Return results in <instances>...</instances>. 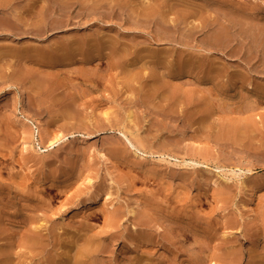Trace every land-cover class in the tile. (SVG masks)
Segmentation results:
<instances>
[{
  "label": "rangeland",
  "instance_id": "374dc122",
  "mask_svg": "<svg viewBox=\"0 0 264 264\" xmlns=\"http://www.w3.org/2000/svg\"><path fill=\"white\" fill-rule=\"evenodd\" d=\"M32 1L0 10V184L16 188L0 200L5 247L27 230L12 220L23 197L38 199L40 184L69 177L66 193L51 186L49 211L28 212L57 232L56 260L73 256L88 232L105 236L106 215L117 211L122 223L100 243L99 264H264V0H81L86 9H69V27L23 34L14 26ZM120 40L124 70L112 50ZM47 129L64 137L38 152ZM255 190L260 204L248 217ZM97 195L93 217L71 210ZM42 258L29 254L24 264Z\"/></svg>",
  "mask_w": 264,
  "mask_h": 264
},
{
  "label": "bare ground",
  "instance_id": "6f19581e",
  "mask_svg": "<svg viewBox=\"0 0 264 264\" xmlns=\"http://www.w3.org/2000/svg\"><path fill=\"white\" fill-rule=\"evenodd\" d=\"M17 1V0H16ZM73 0H71V1H69V0H33L32 2H28L27 4H26V6H25V11L23 12V13H21L22 15H18V21L16 20V19H13V21L15 20V21H17V23L15 24L16 26H14V28H17V30L16 31H22V32H24L23 34H25V33H34V34H41L42 32H44L45 33V31H46V29H45V27H49L50 26V28H51V26L53 25L55 28L57 27V26H62L64 23H65V26H67V27H69V25L71 24V22H73V19H74V14L72 15V13L70 14V8L71 7H73V5H75L76 4V6L77 5H79V7H81V9H83V10H85L86 9V5L85 6H83V4H84V2H82L81 0H74L73 2H72ZM125 1V0H124ZM20 2V1H19ZM18 2V3H19ZM24 2V1H23ZM90 2V1H89ZM94 2V1H93ZM129 2V1H128ZM14 0H0V10L1 11H8V10H10V9H13V6H14ZM91 3V2H90ZM104 3V2H103ZM20 4H21V2H20ZM98 5V4H97ZM110 5V4H109ZM108 5V7H110ZM18 6V5H17ZM88 6H90V5H88ZM93 6V5H92ZM101 6V5H100ZM116 6V5H115ZM114 6V7H115ZM15 7V6H14ZM23 7V6H22ZM111 7H113V6H111ZM20 8H21V6H20ZM105 8V7H104ZM144 7H142L141 9H143ZM70 9V10H69ZM79 9V8H78ZM113 9V8H112ZM115 9V8H114ZM116 9H118V8H116ZM115 9V10H116ZM149 8H147V10H148ZM157 9V8H156ZM58 10H60L61 11V13H59V11ZM83 10H80V11H83ZM94 10H96V9H94ZM99 10V9H98ZM110 10V9H109ZM122 10H124V9H122ZM140 10V9H139ZM185 10V9H184ZM183 10V11H184ZM14 11V10H13ZM21 11H22V9H21ZM63 11V12H62ZM66 11H68V12H66ZM77 11V10H76ZM91 11H93V10H91ZM90 11V12H91ZM111 11V10H110ZM141 11H143V10H141ZM150 11V10H149ZM146 12V15H151L150 14V12ZM154 11V10H153ZM179 11V10H178ZM10 12H12L11 10H10ZM64 12H66L67 13V17L65 18V19H62V17H63V15H64ZM114 13H115V11H113ZM137 13H138V11H136ZM145 12H141V13H139V15H141V16H143V19H144V13ZM152 12V11H151ZM160 12V10L158 11V13ZM179 12H181V11H179ZM188 12V11H187ZM186 12V13H187ZM1 13V12H0ZM17 13H19V12H17ZM30 14V15H26V14ZM60 14V16H57L56 14ZM62 13H63V15H62ZM78 13H79V11H78ZM85 13H87V11L85 12ZM104 13H106V12H104ZM110 13V12H109ZM143 13V14H142ZM6 14H8V13H6ZM58 14V15H59ZM82 14V13H81ZM83 14H84V12H83ZM88 14V13H87ZM86 14V15H87ZM112 15H113V13H111ZM161 14V13H160ZM183 14H185L184 12H183ZM2 15V14H1ZM9 15V14H8ZM7 15V16H8ZM13 15V14H12ZM85 15V14H84ZM156 15H158V14H156ZM186 15V14H185ZM16 16V15H15ZM65 16V15H64ZM78 16V15H77ZM90 16V15H89ZM102 16V15H101ZM153 16H155V15H153ZM5 17V16H4ZM9 17H11V16H9ZM81 17V16H80ZM137 17H138V15H137ZM180 17H181V15H180ZM187 17V16H186ZM6 18V17H5ZM76 18V17H75ZM82 18V17H81ZM142 18V17H141ZM151 18H153V17H151ZM154 18H157L156 16L154 17ZM153 18V19H154ZM182 18V19H181ZM180 18V20H181V22L183 21V19L185 18H183V17H181ZM10 20V18H7V20ZM53 19V21H51L50 22V20H52ZM90 19V18H89ZM149 19H150V17H149ZM149 19H147V20H149ZM2 20H3V18H2ZM8 20V22H10ZM76 20V19H75ZM80 20V19H79ZM82 20V19H81ZM92 20V19H91ZM138 20H140V22H141V19L139 18ZM145 20H146V18H145ZM151 20V19H150ZM12 21V22H13ZM78 21V20H77ZM76 21V22H77ZM89 21V20H88ZM143 21V20H142ZM152 21V20H151ZM21 23V26H20V23ZM80 22V21H79ZM139 22V21H138ZM170 22H171V20H170ZM173 22V21H172ZM180 22V21H179ZM180 22V23H181ZM0 23H1V21H0ZM152 23V22H151ZM153 23H154V20H153ZM176 23V21L173 23V24H175ZM178 23V22H177ZM81 24V23H80ZM179 24V23H178ZM3 25H5V24H3ZM5 26H8V24H6ZM4 26V27H5ZM9 26H11V28L13 27V25H9ZM178 26V25H177ZM2 27V25L0 26V28ZM66 27V28H67ZM72 27V26H71ZM9 29H10V27H8ZM62 28V27H61ZM178 28V27H177ZM8 29V30H9ZM7 30V31H8ZM12 30V29H11ZM45 30V31H44ZM51 30H53V29H51ZM68 30V29H67ZM15 31V30H14ZM64 31V30H63ZM1 32H2V30H1ZM4 32H5V30H4ZM10 32V31H9ZM49 32H51V31H49ZM58 32V31H57ZM60 32H62V30H60ZM164 32H166V31H163L162 33H164ZM19 33V32H18ZM168 33V32H167ZM167 33H164V34H167ZM4 34V33H3ZM51 34V33H50ZM57 34V33H56ZM55 34H53L52 36H54ZM158 35H159V33H158ZM161 35V34H160ZM171 35V34H170ZM20 36V35H19ZM22 36V35H21ZM28 36V35H27ZM162 36V35H161ZM160 36V37H161ZM165 36V35H164ZM15 37V36H14ZM42 37V36H41ZM157 37V36H156ZM159 37V38H160ZM163 37V36H162ZM167 37H168V35H167ZM173 37V36H172ZM22 38V37H21ZM25 38V37H24ZM177 38V37H176ZM175 38V39H176ZM44 39V38H43ZM161 39H163V38H161ZM166 39V38H165ZM168 39V38H167ZM169 39H170V37H169ZM174 39V38H173ZM111 41V40H110ZM57 43V42H56ZM61 43V42H60ZM114 43H116V44H114L115 46H113V56H114V58H117V60H118V58L119 59H121L122 61H121V63H118V64H120V66L121 67H123V69H121V70H124V68H126V63H125V61L127 60V58H129L128 57V54H127V50H126V47H127V44H124L125 46H122L123 45V43H121V40L120 41H116V42H114ZM112 44H113V42H112ZM111 44V45H112ZM107 45V44H106ZM58 46V45H57ZM109 46V45H108ZM3 50V49H2ZM1 51V50H0ZM2 52V51H1ZM1 52H0V55H1ZM4 52H6L5 50H4ZM10 52H12V55L13 56H18L19 58H21L19 55H21L20 54V52L19 51H16V50H11ZM3 53V52H2ZM4 54V53H3ZM2 54V55H3ZM6 54V53H5ZM9 54V53H8ZM11 54V53H10ZM19 54V55H18ZM158 54V52L157 51H150L149 52V54H148V56H151V58H152V61H150V62H152V64H154V66H156V67H159L161 64H162V62L163 61H161V59H159V58H157V57H155L156 55ZM110 55V54H109ZM112 55V54H111ZM107 56L108 57V59H112V57L113 56ZM93 56H94V53H93V55L91 54L89 57H91V58H93ZM0 57H2V56H0ZM88 57V58H89ZM105 57V56H104ZM141 56H138V58H140ZM10 58H11V56H10ZM91 58H89L90 59V62L94 59H92L91 60ZM137 58V59H138ZM13 59V58H12ZM88 59V60H89ZM1 60V59H0ZM35 60V59H34ZM36 60H38V59H36ZM42 60V59H41ZM117 60H116V62H117ZM3 61V60H2ZM32 61V60H31ZM38 61H40V60H38ZM42 61H44V60H42ZM135 61V60H134ZM109 62H110V60H109ZM114 62V61H113ZM137 62V61H136ZM188 62V61H187ZM191 62V61H190ZM190 62H188L190 65H191V63ZM1 63V62H0ZM123 64V65H122ZM127 64H128V62H127ZM1 66V65H0ZM188 66V65H187ZM187 66H185V67H187ZM127 69V68H126ZM15 72V71H14ZM20 72V71H19ZM26 72V71H25ZM25 72H23L22 74L23 75H27L28 76V74L30 73V72H28V74L27 73H25ZM124 72V71H123ZM126 73L128 74V73H130L128 70L126 71ZM22 74H20V75H22ZM4 75V74H3ZM19 75V76H20ZM22 75V76H23ZM30 75V74H29ZM1 76V75H0ZM18 76V77H19ZM207 76H208V73H207ZM25 78H26V76H25ZM28 78V77H27ZM31 78V77H30ZM34 78V77H33ZM132 78H134V77H132ZM1 79V78H0ZM25 106V105H24ZM43 106V105H42ZM26 108V107H25ZM24 108V109H25ZM133 113H129L128 115H129V118H130V120H132V118H133V115H132ZM28 117V119H30V116H27ZM33 118V117H32ZM34 119V118H33ZM38 120V119H37ZM40 121V120H39ZM36 123H37V125L39 126V130L38 131H40L41 129H42V127L44 126L43 125V123H40V122H38V121H36ZM46 127V126H45ZM44 128V127H43ZM47 128V127H46ZM46 128H44V129H46ZM49 129V128H48ZM47 129V131L45 132V135L44 136H47V138H48V136H50L51 135V131L50 130H48ZM51 129V128H50ZM24 130V129H23ZM51 130H53V129H51ZM54 131V130H53ZM42 132V131H41ZM26 133V132H25ZM52 133H54V132H52ZM127 138H128V135H127V133L125 132V131H123L122 132ZM57 135V134H56ZM55 135V137H51V138H49V139H47L46 141L44 140V141H38L39 143H38V147H36V149L35 150H37L38 152H49V151H51L52 149H55V147L57 146V145H60V143H59V141L64 137H59V136H56ZM53 136V135H52ZM35 137V136H34ZM30 138V137H29ZM33 138V137H32ZM36 139V138H35ZM34 140V139H33ZM38 140V139H37ZM40 140V139H39ZM34 142H36V141H34ZM89 146V145H88ZM87 147V146H86ZM28 148V147H27ZM30 148V147H29ZM32 149V148H31ZM30 150V149H29ZM89 150V149H88ZM31 153V152H30ZM103 153V152H102ZM101 154V153H100ZM102 155V154H101ZM104 155V154H103ZM29 157V156H28ZM33 157V156H32ZM31 157V158H32ZM35 157V156H34ZM37 157V156H36ZM146 160H147V158H141V161L142 162H146ZM43 164H47V162H48V160H46L44 157H43V159H42V161H41ZM49 163V162H48ZM110 163L111 164H113V165H115L114 164V162L111 160L110 161ZM224 175L223 174H218L217 175V178L215 179V183H217L218 182V180L219 179H221L222 177H223ZM59 177V176H58ZM49 177H47L46 178V182H47V179H48ZM63 178V177H62ZM61 178V179H62ZM1 179H3V178H1ZM0 179V180H1ZM11 179V178H10ZM50 179V178H49ZM48 179V181H50ZM56 180H58V179H56ZM4 181V180H3ZM45 181V180H44ZM44 181H43V183H44ZM68 181H70V179H69V177L68 178H65V180H63V181H56V183L55 182H50V183H46V184H43V185H41L40 184V192H39V198L38 199H34V198H32L31 196H24L23 198H25V199H27L28 201L25 203V204H27L26 206H24V207H22V209H17L18 211H15V213H14V217H12V220H14V223H15V225L17 224L18 225V227H20V228H22V227H26V231L24 232V235L23 236H21L19 239H18V237H16L17 238V240L16 241H11V243L12 244H14V243H16L18 246H20V249L18 248V250L15 248V246L13 245L12 246V244L10 243V238H11V236H9V244L8 245H10L11 244V247L9 248V247H5V244L6 243H4V239L5 240H7L6 239V236H4L3 234L5 233L4 232V228H2V229H4V230H1L0 229V264L1 263H3V264H24V261L26 262V260H27V258H28V255L30 254V255H36L37 253L38 254H41L42 255V264H99L98 263V260H97V257L100 255V253L101 252H103V251H101L100 250V247H101V242L102 241H107V240H109V238L110 239H113L114 237H116V235H117V233H114L113 231H112V229L116 226V225H118L119 224V222H120V220H121V218H120V216H118V212L117 211H114V212H112V213H109V214H107L106 216L105 215H103V216H105L106 217V226L104 227L105 229L103 230V233H105L106 235L105 236H103V237H101V236H96V234H91V233H87V235L84 237V238H86V240L87 241H85V243L84 244H82L81 246H79V244H80V239H81V237L78 239V240H80V241H78L77 242V250L75 249V251H76V253H74V255L73 256H68V255H62V256H60V260H56L55 258H57V257H53L52 256V254H51V251L54 249V247L57 245V239H59V238H57L56 239V235H57V232L54 230V231H48L49 230V227L47 226V228H46V226L45 225H39V224H37L36 222L38 221V219H39V215H34L33 216V214L32 215H29L28 214V212H30V211H36V210H39V211H44L45 213H46V211L48 210L49 211V204L51 203V200H53L52 198H54L55 196H52L51 195V193H53V191H55L52 187L53 186H56L57 187V189H58V191L59 192H64L65 191V193H66V191H67V189L68 188H70L69 187V185H70V183L68 182ZM6 182H8V181H6ZM246 182H248V179L247 178H245L244 180H243V183L246 185L247 183ZM4 183V182H3ZM9 183H11V182H9ZM55 183V184H54ZM69 183V184H68ZM50 185V188H49V186L48 185ZM46 185L48 186V187H46ZM26 186V185H25ZM52 186V187H51ZM14 187V189H16L15 188V186H13ZM13 187L11 188V186H10V184H0V200H2L4 197H2V196H4L5 194H7V192L9 193V192H12V189H13ZM20 188V187H19ZM28 188H29V186H28ZM32 188V187H31ZM37 188V187H36ZM8 189V190H7ZM21 190H23V189H21ZM25 190V189H24ZM29 190V189H28ZM31 190V189H30ZM18 192V191H17ZM26 192V191H25ZM20 193H22L21 191H20ZM32 193V192H31ZM55 194H58V193H56V192H54ZM27 194V193H26ZM29 194V193H28ZM35 195V194H34ZM61 196V195H60ZM261 196V193H260V190H255V191H253L252 193H251V195H250V201H249V211H248V213H247V216L248 217H251L252 215H254V213L256 212V209H257V206H259V204H260V200H259V197ZM35 197V196H34ZM37 198V197H36ZM99 195H97V196H94V197H89V199H87L85 202L83 201V202H77L75 205H73V207H72V209L71 210H73V211H83V209L85 210V209H87V212H89V214H90V216H92L93 217V214H95V212H96V209L97 208H99V206L98 207H96L97 206V203L99 202ZM141 202V201H140ZM4 203V202H3ZM2 203V204H3ZM1 205V204H0ZM4 205V204H3ZM8 206V205H7ZM30 207H32V208H30ZM8 208V207H7ZM26 208V209H25ZM115 208V207H114ZM141 208H142V206H140V203H139V201L137 202V203H134L133 205H132V207H131V210H130V212H131V214H133V215H136L137 213H140L139 211L141 210ZM2 209H4V208H2ZM9 209H10V207H9ZM51 209V208H50ZM0 210H1V208H0ZM109 210V209H108ZM38 211V213H40ZM41 211V212H42ZM99 211V210H98ZM101 211H102V209H101ZM105 211V210H104ZM120 211V210H119ZM5 212V211H4ZM86 212V213H87ZM111 212V211H110ZM2 213V212H1ZM8 214V213H7ZM41 214V213H40ZM79 214V213H78ZM101 214V213H100ZM99 214V215H100ZM102 214H103V212H102ZM105 214V213H104ZM138 215V214H137ZM9 216V215H8ZM97 216V215H96ZM102 216V217H103ZM123 216V215H122ZM121 216V217H122ZM168 216H170V215H168ZM172 216V215H171ZM5 218H8L7 216H4ZM3 217V218H4ZM10 217V216H9ZM130 217V216H129ZM165 217H167V216H165ZM96 218V217H95ZM138 217H136V219H137ZM1 219V218H0ZM133 219H134V216H133ZM140 219V218H139ZM2 220V219H1ZM0 220V221H1ZM40 220V219H39ZM135 220V219H134ZM3 221V220H2ZM1 221V222H2ZM137 222V221H136ZM138 222H139V220H138ZM41 223H43V222H41ZM46 223V222H45ZM120 223H122V222H120ZM37 224V225H36ZM0 225H1V223H0ZM87 225V224H86ZM50 226V225H49ZM88 226V225H87ZM90 226H92V225H90ZM14 227V226H13ZM18 227H17V229H18ZM0 228H1V226H0ZM54 228V227H53ZM86 228H88V227H85L84 229H86ZM90 228V227H89ZM92 228H94V227H92ZM25 229V228H24ZM23 229V230H24ZM115 229H117V228H115ZM92 230H94V229H92ZM8 231V230H7ZM16 231V230H15ZM15 231H14V235H15ZM17 231H19V230H17ZM21 232V231H20ZM19 233V232H18ZM23 233V232H22ZM98 233V232H97ZM119 233V232H118ZM205 233V232H204ZM199 235H201V232H199L198 233ZM13 234H12V236H14ZM20 235V234H19ZM98 235V234H97ZM100 235V234H99ZM82 236V235H81ZM196 237V236H195ZM13 238V237H12ZM201 238H203V236L201 237ZM2 239H3V242H2ZM14 239V238H13ZM12 239V240H13ZM83 239V238H82ZM198 241L200 240V237H199V239H197ZM200 241H202V240H200ZM74 242V241H73ZM82 242V241H81ZM76 243V242H75ZM98 243V244H97ZM15 244V245H16ZM58 244H59V242H58ZM61 244V243H60ZM107 244V243H106ZM72 244L70 243V246H71ZM73 245H75V244H73ZM72 245V246H73ZM137 245V244H136ZM67 246V245H66ZM69 246V245H68ZM103 246V245H102ZM142 246V245H141ZM141 246H139L140 248H141ZM74 247H76V245L74 246ZM105 247H106V245H105ZM104 247V248H105ZM144 247V246H143ZM142 247V248H143ZM146 247V246H145ZM137 248V247H136ZM70 250V249H69ZM104 250V249H103ZM53 252V251H52ZM62 252V251H61ZM106 252V251H105ZM138 252V251H137ZM57 253V252H56ZM59 253V252H58ZM57 253V254H58ZM63 253V252H62ZM70 253V252H69ZM72 253V252H71ZM108 253V252H107ZM101 254H103V253H101ZM144 254V253H143ZM104 255H106V254H104ZM107 256V255H106ZM143 256V255H142ZM144 256H145V254H144ZM223 255H221L220 253H218V252H216V253H214L213 255H212V257L213 258H216V259H218V260H223L224 261V258L222 257ZM34 257V256H33ZM59 257V256H58ZM136 257H137V255H136ZM202 257H204V256H202ZM225 257V256H224ZM30 258V257H29ZM41 258V257H40ZM138 258V257H137ZM201 258V257H200ZM131 259V258H130ZM145 259V258H144ZM199 259V258H198ZM103 260V259H102ZM134 260V259H133ZM141 260V259H140ZM110 261V260H109ZM131 261V260H130ZM137 261H139V260H137ZM145 261V260H144ZM28 262V261H27ZM30 262V261H29ZM137 263V262H136ZM198 264H199V262H197ZM26 264H28V263H26ZM37 264V263H36ZM119 264H120V262H119ZM133 264V263H132ZM158 264V263H157Z\"/></svg>",
  "mask_w": 264,
  "mask_h": 264
}]
</instances>
